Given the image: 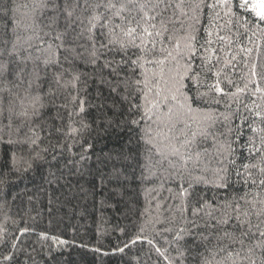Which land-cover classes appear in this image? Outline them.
I'll return each mask as SVG.
<instances>
[{
    "label": "snow or ice",
    "instance_id": "1",
    "mask_svg": "<svg viewBox=\"0 0 264 264\" xmlns=\"http://www.w3.org/2000/svg\"><path fill=\"white\" fill-rule=\"evenodd\" d=\"M31 8L27 23L16 20L10 32L7 25L0 32V57L10 58L0 62V93H11L8 85L20 81L15 86L26 84L31 100L29 107L18 110L12 99L6 111L0 110V143L13 146L7 158L0 159V200L12 196L14 181L5 177L48 165L53 178L49 183L58 181L52 168L60 146H41L36 133L45 107L43 78L36 66L42 63L46 72L68 64L76 70L74 81L90 75L107 90V97L97 93L104 131L134 134L126 146L97 158L99 164L110 165L99 175L102 207L109 196L123 198L133 182L152 197L148 203L155 204L157 216L139 226L132 244L144 241L163 255L157 236L169 245L193 249L214 240L206 251L215 264H264V196L258 194L264 192V65L245 59L252 49L234 52L227 24L217 22L218 9L232 23L233 9L239 8L256 18L253 23L258 21L264 35V0H33ZM38 26L43 33L39 45L23 34L36 35ZM30 62L34 68L27 72ZM62 75L55 73L57 83ZM222 103L224 111L219 110ZM108 108L112 117L106 114ZM79 112H84L82 100ZM81 131L71 128L68 135ZM91 148L88 144L82 161L89 159ZM233 177L258 193L250 199L248 194L222 197L219 193L232 187ZM96 190L93 185V196ZM163 191L166 197L160 195ZM146 225L152 227V238L145 234ZM30 231L19 229L20 236L11 240L0 236V248L11 250L4 261L40 264L36 257L45 255V247L50 257L49 238L43 233L32 245L19 243ZM127 247L125 243L118 251ZM199 264L213 261L203 257Z\"/></svg>",
    "mask_w": 264,
    "mask_h": 264
},
{
    "label": "trees",
    "instance_id": "2",
    "mask_svg": "<svg viewBox=\"0 0 264 264\" xmlns=\"http://www.w3.org/2000/svg\"><path fill=\"white\" fill-rule=\"evenodd\" d=\"M238 2L239 0H235V3ZM32 3L33 0H0V32L6 25L10 32L16 20L27 23L33 15ZM218 11L221 12V19L217 22L221 26L227 24L225 31L230 34L233 41L232 50L239 52L240 48L252 49L245 59L253 62L259 60L264 65V35H261L257 28L258 21L253 23L256 18L249 12L234 8L232 23H227L230 17L224 15V10ZM211 15L212 13H209V16ZM36 16L38 20L43 19L39 13H36ZM204 26L207 27V24ZM36 32V35L30 31L23 34L32 36V43L39 45L38 37L43 35L39 32V26ZM46 39L51 42L50 38ZM36 54L34 51V55ZM43 58L41 56V60ZM9 59L4 55L0 57V62H7ZM33 68L34 64L30 62L27 72H31ZM65 68L67 71H64ZM242 68L241 65L237 71ZM36 70L43 78L42 94L45 105L42 109V119L36 122V133L42 138L41 146H60L57 152L58 162L54 161L55 166L52 168L59 179L49 183L53 178L49 176L48 165L37 167L35 171H29L23 176L5 177L14 183L11 185L12 196L0 200V236L11 240L14 236H20L19 229L28 227L34 231L21 236L19 243L22 246H29L37 241L38 233L46 235L51 248L50 257L47 255L49 248L45 247V255L36 257L40 264H169V260L172 264H199L203 257H207L215 264L213 257L206 251V247L210 248L214 240L207 246L193 249L184 244L169 245L165 239L157 236L156 246L163 255H158L154 248L144 241L138 240L132 244L131 241L136 239L139 226L157 216L155 204H149L148 201L152 197L133 182L123 198L113 199L109 196L102 207L100 200L103 192L98 187L99 175L101 171L107 173L110 165L99 164L97 158L100 157L102 160L105 154L126 146L129 137L134 134L116 129L104 131L98 119L100 111L97 105L100 103V97L97 93L99 90L107 97L108 92L90 75H81L80 81H74L76 70L68 64L59 70L49 67L45 72L43 64L37 62ZM57 71L63 73L59 83L55 76ZM79 71L83 72V65ZM25 78L27 79V74ZM19 84L20 81H14V84L8 85L11 93H0L4 97L0 110L6 111L8 101L12 99L15 100L18 110L20 107L30 106L31 100L24 90L26 84L23 87L15 86ZM81 100L84 101L83 113L79 112ZM241 100L244 102L245 97H241ZM219 110H225L223 103ZM105 111L108 117L113 116L110 108ZM85 123L90 125L88 129H83ZM71 128L82 131L79 135H68ZM49 129L52 130L50 138ZM55 129L60 131L57 132ZM12 139H15V136ZM88 144L92 145L87 151L89 159L82 161L81 155L85 153ZM12 147L7 143H0V159H6ZM78 169L84 171L83 176L79 174ZM237 180L238 178L233 177L232 187L221 190L219 194L231 198L248 194L250 199L251 195L258 193L255 187L249 188ZM93 185H97L95 196L91 194ZM258 194L264 196V192ZM160 195L166 197L168 193L163 191ZM113 204L114 207L111 206ZM145 234L152 238L153 230L150 225L145 226ZM125 243L128 247L124 248L123 252L118 251ZM10 251L8 246L0 248V264H8L3 257L10 254ZM181 253L184 255L181 256Z\"/></svg>",
    "mask_w": 264,
    "mask_h": 264
}]
</instances>
